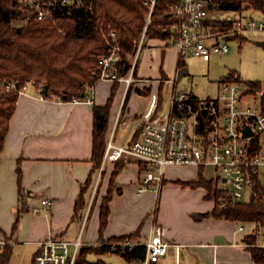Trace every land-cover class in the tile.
I'll return each instance as SVG.
<instances>
[{"label": "crops", "instance_id": "0c3cea01", "mask_svg": "<svg viewBox=\"0 0 264 264\" xmlns=\"http://www.w3.org/2000/svg\"><path fill=\"white\" fill-rule=\"evenodd\" d=\"M150 39L156 45L149 44V61H140L141 48L135 66L139 80L128 89L122 82L97 81L84 97L92 96L93 103L42 96L33 85L20 93L0 155V252L6 243L11 244L13 256L24 249L32 254V264L43 242L71 240L68 238L77 235L81 224L83 229L86 218L90 219L86 242L99 241L101 202L108 193L116 161L106 162L99 174H94L85 192V207L78 213L75 209L93 168L94 106L105 105L115 90L107 141L113 134L114 143L120 144L132 121L152 110L155 102L163 109L165 93L170 99L179 90L174 84L181 67L173 41ZM170 83H174L172 87ZM116 119L121 123L118 137ZM126 157L129 161L116 177L105 239L138 232L134 238L144 240L159 223L173 244L170 248L176 249V264L182 249L189 246L198 248L201 264L210 260L212 264L253 263L245 227L239 229L241 221L210 214L217 202L207 195V188L184 184L198 180L200 173L215 180L212 166L202 170L197 165L168 166L159 191L154 185L141 191L145 167ZM181 186L197 187L206 194H170V187ZM44 198L51 199L50 205L43 203ZM21 206L26 209L21 211ZM167 259L168 253L156 264Z\"/></svg>", "mask_w": 264, "mask_h": 264}, {"label": "built area", "instance_id": "2783aa9c", "mask_svg": "<svg viewBox=\"0 0 264 264\" xmlns=\"http://www.w3.org/2000/svg\"><path fill=\"white\" fill-rule=\"evenodd\" d=\"M19 1L28 12L24 19L27 21L30 18L54 19L59 4H70L74 0ZM156 1L145 0L150 9L134 59L122 56L120 46L115 43L116 32H112L108 52L98 59L99 72L93 85L100 80H110L122 82L128 89L139 80L135 76L137 55ZM170 8L175 21L169 39L177 49L179 63L192 55L209 61L215 53L228 52L230 41L240 40L244 30L264 28V22H257L251 15L245 20L219 19V0H176L170 4ZM218 21H231L232 26L221 28L217 25ZM2 86L19 90L20 93L28 88L27 85L19 87L15 81H1ZM71 100L94 102L92 96L73 97ZM158 108L159 103L155 102L152 110L132 121L122 143H114L111 134L101 170L106 162H115L122 156L133 157L145 165L140 190L154 185L159 191L168 166L197 165L201 170L212 166L214 179L221 191L216 202L223 208L230 202L249 199L256 180L264 181V83L255 87L248 81L228 77L221 82L214 96L201 98L193 92L177 90L172 93L167 109ZM247 127L251 134L246 136ZM136 132L138 137L131 141ZM43 203L50 205L51 199L44 198ZM243 228L244 225L239 227ZM86 244L82 240V233L75 241L49 239L42 243L35 260L37 264H74L79 249ZM172 245L164 235L163 226L155 223L148 238L118 240L113 243V248L124 256L126 251L144 246V254L126 258L127 264H156Z\"/></svg>", "mask_w": 264, "mask_h": 264}, {"label": "trees", "instance_id": "16d2710c", "mask_svg": "<svg viewBox=\"0 0 264 264\" xmlns=\"http://www.w3.org/2000/svg\"><path fill=\"white\" fill-rule=\"evenodd\" d=\"M176 0H157L145 37L169 38L172 36V24L175 17L171 14L170 4ZM221 8L241 10L252 7L264 14V0H219ZM25 5L19 0H0V82L15 80L19 87L33 80L36 89L41 91L48 84L46 97L60 96L65 100L73 97L84 98L88 89L95 82L99 72V57L108 52V39L116 32L115 43L120 46L121 54L136 53L141 36L147 24L149 6L145 0H74L70 4H59L54 19L30 18ZM24 20L26 24L15 25L13 22ZM221 28L231 27V21H218ZM107 34L108 36L106 37ZM241 39L243 36H240ZM128 60V59H127ZM180 62L179 67H184ZM229 79L240 80L235 74ZM252 86L260 87L258 80L248 81ZM42 84V85H41ZM114 89L105 105L94 106L93 131V168L76 200V212L86 205L85 192L91 185L94 174L101 168L107 146V131ZM19 90L0 87V155L9 131L10 120L15 112ZM138 137L136 132L131 141ZM126 156L119 158L112 172L108 193L103 197L100 207V239L97 243L81 246L74 264H108L102 259L90 260L89 253L101 254L110 251L118 240L134 238L139 233L105 239L104 232L109 221L110 202L116 177L126 166ZM141 166L145 167L142 161ZM185 185L205 186L208 196L217 199L221 191L216 180H207L202 173L198 180L184 182ZM26 207L21 206L24 211ZM210 214L237 221L256 223L262 231L246 235L253 263L264 264V245L259 241L264 232V181L256 180L253 194L241 202H230L223 208L216 204ZM16 228V223L14 225ZM39 251V250H38ZM35 253L32 264H37ZM13 253L11 244L6 243L0 252V264H9ZM144 254V246H136L125 252L126 258Z\"/></svg>", "mask_w": 264, "mask_h": 264}, {"label": "rangeland", "instance_id": "374dc122", "mask_svg": "<svg viewBox=\"0 0 264 264\" xmlns=\"http://www.w3.org/2000/svg\"><path fill=\"white\" fill-rule=\"evenodd\" d=\"M249 15L253 16L257 22L260 21L264 22V14L257 9L246 10V8L244 7L241 10L221 8L217 11V17L219 19L241 18L245 20L246 17H248ZM13 23L18 26L26 24L24 20H18ZM105 35L106 37L108 36L107 34ZM242 36L243 38L242 39L240 38V40L230 41V50L228 52L222 54L215 53L213 54L212 59L209 61L203 60L202 58L195 55L186 57L184 67H186L187 73L183 75L181 79L177 78L175 84L170 83L171 87L172 84H174L176 88L179 90H186L188 92H193L199 97L204 98V97L216 95L221 82L227 79L228 77H230L231 74H235V76L239 77L241 82L258 80L264 83V46L259 44V41L264 40V28L262 29L252 28V29L244 30ZM150 43H152V45H156L154 44L155 43L154 41L153 42L151 41L150 37L148 36L145 37L141 46L142 49L140 53V61L141 60L149 61L148 49L151 48L149 46ZM135 54L136 53L132 52L130 54H127V56L129 57V59L133 60ZM32 82L33 80L27 82L24 85H27L28 87L31 85L35 86L33 84L34 82L33 83ZM166 95L167 97L164 98L163 102L161 103L163 109H167L169 105V97H168L169 93L167 94L165 93L164 97ZM116 120H117L116 123L118 124L119 119ZM119 124L118 126L114 125V128L116 129L117 132V137L119 135L120 126H121V123ZM100 170L101 168L96 171L97 175L99 174ZM144 173L145 172H143V176ZM167 175L169 176V172L167 173ZM99 181L100 180H98V183ZM196 188L197 187H185V186L174 187V188L170 187L169 192L170 194H206L205 191L201 192L199 190H196ZM86 220L87 222L85 221L83 229H81L82 227L81 224V226H79L77 230V235L74 234L72 238H68V239L75 241L82 233L83 242L87 241L90 219L88 220V218H86ZM239 225H244L245 227L244 232H246V235L255 232L258 233L259 231L260 232L262 231V228H259V226L253 222L250 223V222L241 221ZM259 241L261 243L264 242V232L260 233ZM175 253H176L175 248H169L168 259L166 261L164 260L162 264H176ZM13 255H14V251L12 253L9 264H31L32 254H30L26 250L23 249V252L16 253L15 256ZM88 259L93 261L102 259L108 264H127L126 257L123 256V254L116 251H110L101 254L89 253ZM178 264H201L198 248H194L191 246L184 247L181 251V255H179ZM209 264H212L211 260L209 261Z\"/></svg>", "mask_w": 264, "mask_h": 264}, {"label": "water", "instance_id": "95a60500", "mask_svg": "<svg viewBox=\"0 0 264 264\" xmlns=\"http://www.w3.org/2000/svg\"><path fill=\"white\" fill-rule=\"evenodd\" d=\"M259 44L264 46V40L263 41H259ZM186 73H187L186 67H182L181 69L178 70L177 78L181 79L182 76L185 75ZM47 91H48V84H45L43 89L41 90V93H46ZM249 134H251V130H250L249 127H247L245 129V135L247 136Z\"/></svg>", "mask_w": 264, "mask_h": 264}]
</instances>
